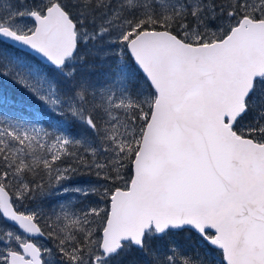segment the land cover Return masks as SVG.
Segmentation results:
<instances>
[{"label":"snow or ice","instance_id":"1","mask_svg":"<svg viewBox=\"0 0 264 264\" xmlns=\"http://www.w3.org/2000/svg\"><path fill=\"white\" fill-rule=\"evenodd\" d=\"M0 264H264V0H0Z\"/></svg>","mask_w":264,"mask_h":264}]
</instances>
